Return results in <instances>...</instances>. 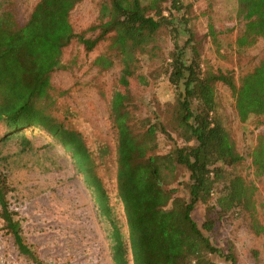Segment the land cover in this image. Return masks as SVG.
<instances>
[{"label":"trees","instance_id":"obj_1","mask_svg":"<svg viewBox=\"0 0 264 264\" xmlns=\"http://www.w3.org/2000/svg\"><path fill=\"white\" fill-rule=\"evenodd\" d=\"M82 1L37 0L25 18L19 0L0 1V125L7 127L0 142L16 138L26 147V130L35 128L60 145L96 206L111 264H238L234 245L223 252L210 235L243 214L254 231L264 232L256 218L259 187L244 174L248 158L246 169L264 177V129L243 156L218 115L216 90L218 84L230 90L240 122L254 116L255 127L263 126L264 57L238 78L233 69L209 66L203 38L192 29L193 5L182 0H98L95 22L76 33L70 15ZM235 18L237 51L264 39V0H237ZM206 37L218 50L210 21ZM74 43L86 55L106 45L92 60L98 72L115 64L135 72L147 58L151 71L141 85L162 77L172 99L156 98L130 120L115 90L108 106L111 140L91 141L62 102L69 92L52 81L54 73L77 66L65 58ZM10 191L0 172L2 228L20 255L44 264L25 240ZM200 204L201 225L193 216Z\"/></svg>","mask_w":264,"mask_h":264},{"label":"rangeland","instance_id":"obj_2","mask_svg":"<svg viewBox=\"0 0 264 264\" xmlns=\"http://www.w3.org/2000/svg\"><path fill=\"white\" fill-rule=\"evenodd\" d=\"M36 1L19 0L21 18L27 16ZM182 1L193 5L192 29L203 38V55L209 66L233 69L238 78L264 57L263 38L247 49L237 51L234 44L239 27L235 18L237 0ZM97 2L83 0L72 10L70 18L76 33H82L95 22ZM209 21L218 32V50L210 37L204 39ZM180 36L184 40L186 33L181 32ZM105 48L106 45H102L86 55L77 43L70 45L65 50V58L73 57L77 66L73 71L56 72L52 78L55 86L69 92L62 102L68 107L74 126L82 129L91 141L95 138L111 140L108 106L115 90L122 97V112L130 120L148 110L150 101L157 98L163 103L172 99V91L162 77L155 82L150 80L148 87L141 85V76L151 71L147 58H143L140 70L135 72H124L117 64L110 70L98 72L92 66V60ZM216 91L218 115L235 139L240 153L246 157L264 125L256 128L254 116L240 122L234 112L230 90L218 84ZM6 128L0 125V134L5 133ZM26 134L29 140L26 147H22L21 140L16 138L0 142V172L8 178L11 187L9 204L21 217L26 242L34 247L44 264H111L110 249L99 225L96 206L84 182L75 176L70 158L45 132L29 128ZM160 147H165L163 138ZM246 161L244 174L259 187L256 218L264 226V177L256 179L252 169H246L249 159ZM172 171L176 172L174 167ZM183 179L185 181L186 177ZM204 207L200 204L193 213L199 225L204 219ZM249 223L243 214L240 219L219 223L210 236L223 252L232 243L238 264H264V232L254 231ZM0 264H33L19 254L1 223Z\"/></svg>","mask_w":264,"mask_h":264}]
</instances>
